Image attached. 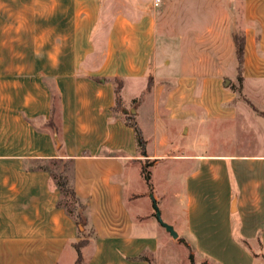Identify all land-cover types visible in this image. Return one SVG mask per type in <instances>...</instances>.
Instances as JSON below:
<instances>
[{"label": "crops", "instance_id": "crops-1", "mask_svg": "<svg viewBox=\"0 0 264 264\" xmlns=\"http://www.w3.org/2000/svg\"><path fill=\"white\" fill-rule=\"evenodd\" d=\"M235 36L245 43L240 71ZM187 58L209 67H185ZM239 74L243 95L264 112V0H0V264H75L81 240L83 264H149L137 258L152 261L145 253L168 239L213 263L264 264V153H245L240 143L221 156L165 154L161 133L178 119L242 125L244 105L264 121L223 87L225 76ZM146 103L157 144L143 156L125 112L143 132L137 119ZM60 159L73 161L83 230L38 168ZM167 159L190 165L184 229L161 207L152 180ZM149 192L167 224L178 225L177 239L155 226Z\"/></svg>", "mask_w": 264, "mask_h": 264}, {"label": "rangeland", "instance_id": "rangeland-1", "mask_svg": "<svg viewBox=\"0 0 264 264\" xmlns=\"http://www.w3.org/2000/svg\"><path fill=\"white\" fill-rule=\"evenodd\" d=\"M207 16V14L199 16V19L203 20V22L201 20L202 23H204V20L206 21V19H208ZM170 54L173 55V52ZM197 61L203 62L200 65L203 66V68L209 67L207 64L208 60ZM197 61L187 58L184 60V66L191 67V65L197 64ZM172 62L173 65L171 68L173 70L175 69L176 71V64L178 63V60L174 59ZM226 79L230 80L228 88H231L233 92L237 93V98L247 102V97L243 95L239 87V76H225L222 83L223 87L225 85ZM126 95L127 94H125V97ZM152 100L153 97L151 95H147V102L150 103ZM263 103H257L258 107L264 109ZM244 106L245 107L243 109L246 111L245 108H247L249 111H247V121L242 125H238L234 121L219 122L216 124L206 122L200 124L194 121L184 123L182 119H178L177 121L166 122L165 127L161 130L162 132L160 131L161 133H164L167 129L166 133L169 137L167 139L168 146L165 154L170 153L179 155L195 154L202 156H221L227 153L236 152L237 146L240 143L245 145V149L243 150L245 153H264V121H262L261 117H258V115H256L249 107H247V105ZM141 110L142 114L137 119V121L143 129L144 137L147 141V151L148 153H153L157 144V132L153 123V108L150 104L146 103L141 108ZM126 111L132 114L128 109ZM186 129H188V132H186ZM209 159L211 158L209 157ZM149 162L150 161L146 160V167ZM153 162L155 163V161ZM154 163H152V166ZM187 163V161H172L167 159L164 164L159 165L152 170L153 183L155 186H157V190L161 193V196L164 197L163 200H161L162 202L160 201L161 207L165 206V208L169 210L171 215L178 221V223H181L182 225L186 221L187 214L185 203L186 195L183 182V174L190 167V165ZM147 170H151V168L148 167ZM143 186H145V184H138V188L140 190H144L145 187ZM149 194L153 201L155 199L154 192H149ZM150 206L154 211L152 220L155 226L158 228L160 234H162L161 232H165V228L158 221L155 208L157 206L159 209V206L158 204H155L154 201ZM161 218L165 223L170 222L169 218L164 212H161ZM181 224L180 227H182ZM175 225V230H179L178 225ZM183 227L182 229H184ZM182 236L183 237L179 240L185 243L188 237L185 235ZM168 240L169 241H162L160 243L159 250L156 252V254L151 252L145 253L152 259L153 264H219L218 262L213 263L211 260L209 261L207 259H199L200 252L197 251L196 246H192L191 249V247H188L186 243L182 244L178 241H172L170 239ZM207 244L210 245V243Z\"/></svg>", "mask_w": 264, "mask_h": 264}, {"label": "trees", "instance_id": "trees-1", "mask_svg": "<svg viewBox=\"0 0 264 264\" xmlns=\"http://www.w3.org/2000/svg\"><path fill=\"white\" fill-rule=\"evenodd\" d=\"M235 43L237 48V60L239 64V71L242 69L243 59H244V50H245V43L244 39L240 36H235ZM239 83L242 84V77L239 74ZM115 95H116V105L115 110L121 109L122 105V98H121V90L123 87V83L121 80H115ZM152 87V82L149 83V86L147 90H150ZM241 90V88H240ZM137 100H135L136 102ZM247 103L254 109L255 112H257L259 115L264 116L263 111H259L257 107L248 99L246 98ZM125 122L127 125L131 126L135 132V137L137 141L138 148L143 156H145L146 153V146L147 142L143 136V132L138 126L137 122L134 120L133 114H130L128 112H125ZM48 125L52 128L57 130L60 136V128L58 127L57 123L54 119H51L48 122ZM72 160L65 161V160H51L46 163L40 164L38 166L39 169L47 171L50 173L52 179L54 180L57 188L60 190L61 197L58 202V205L62 208H64L67 213L71 216L76 217L77 222L82 221V214L86 205L83 204L79 198L77 197V194L75 192V188L73 185L72 180V173H73V166H72ZM151 166V163L147 165V167H143L142 173L144 175L145 180L147 183L151 186L150 183V172L148 167ZM88 244V240H81L78 243L75 244V249L77 251V259L75 264H83V258L81 254V250L83 247H85ZM137 260H146L149 262V264H153V262L145 257V256H139Z\"/></svg>", "mask_w": 264, "mask_h": 264}, {"label": "water", "instance_id": "water-1", "mask_svg": "<svg viewBox=\"0 0 264 264\" xmlns=\"http://www.w3.org/2000/svg\"><path fill=\"white\" fill-rule=\"evenodd\" d=\"M230 83L229 80H226V83H225V86H228ZM156 217L158 219V221L161 223V225L167 230V232H169L171 234V236L174 238V239H177L178 238V233L175 231L174 227L165 223L162 218H161V212L159 211L158 207L156 206ZM79 227L81 230L84 229V222H81L79 224Z\"/></svg>", "mask_w": 264, "mask_h": 264}, {"label": "built area", "instance_id": "built-area-1", "mask_svg": "<svg viewBox=\"0 0 264 264\" xmlns=\"http://www.w3.org/2000/svg\"><path fill=\"white\" fill-rule=\"evenodd\" d=\"M160 0H155V5L157 6L159 4Z\"/></svg>", "mask_w": 264, "mask_h": 264}]
</instances>
